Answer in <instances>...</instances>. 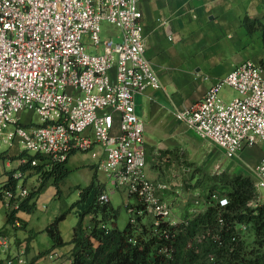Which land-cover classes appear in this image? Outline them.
<instances>
[{"label":"built area","instance_id":"2783aa9c","mask_svg":"<svg viewBox=\"0 0 264 264\" xmlns=\"http://www.w3.org/2000/svg\"><path fill=\"white\" fill-rule=\"evenodd\" d=\"M139 3L0 0V146L18 143L26 154L22 163L30 156L39 157L33 165L41 160L62 162L73 152L101 146L106 159L98 169L107 173L114 189L132 198L130 220L135 223L139 218L150 226L163 245L160 254L171 257L172 249L166 246L175 238L171 227L182 225L185 231L210 206L224 208L229 199L214 190L203 201L196 200L189 216L181 218L161 196L163 186L146 174L145 123L136 112L135 95L162 85L146 57ZM224 87L236 93L231 100L222 95ZM22 113H31L37 120L32 118L26 125ZM176 117L230 159L264 143V65L237 66L200 101L176 112ZM6 159L0 157V196L13 199L17 207L30 190L7 189ZM255 179L253 207L264 204L259 193L264 188V156ZM100 201L110 202V193L103 192ZM217 218L223 225L220 209ZM248 229L247 224L237 225V237L243 239ZM202 242L203 236L197 234L190 243ZM11 247V237L0 232V256ZM195 252L201 253L199 248ZM208 259L214 262L215 254ZM14 262L27 264L23 253L8 258V264Z\"/></svg>","mask_w":264,"mask_h":264},{"label":"crops","instance_id":"0c3cea01","mask_svg":"<svg viewBox=\"0 0 264 264\" xmlns=\"http://www.w3.org/2000/svg\"><path fill=\"white\" fill-rule=\"evenodd\" d=\"M139 6L145 25L146 57L162 85L161 89L148 88L135 95L136 112L145 123L146 174L163 186L160 194L165 201L176 203L181 180L176 167L185 162L186 156L207 159L215 168L223 170L234 164L226 166L219 158L224 153L178 120L176 112L200 101L237 66L245 62L261 64L264 60L262 32H248L244 19L246 16L262 19L264 0H140ZM221 93L226 100L236 94L228 87ZM25 114L20 117L27 125L34 117L28 113L29 118L24 120ZM255 147L241 152L239 165L250 170L246 174L254 179L255 169L264 156V151ZM6 151L5 180L22 163V148L18 143ZM105 159L106 153L99 145L72 153L67 161L70 174L60 190L54 179L42 186L39 175L27 172L20 178L17 190L42 187L35 210L18 213L23 227L19 221L8 224L9 199L0 196V231L12 239L11 251L0 256V264H8L9 257L22 253L27 264H72V241L79 217L71 207L80 198L78 187L92 182L105 185L111 205L118 207L120 213L124 207L130 221L128 204L133 202L132 198L123 190L114 189L107 173L98 169ZM259 193L264 197V188ZM62 214L66 216L60 221L59 230L65 245L44 254L53 246L45 229ZM84 225L92 226L91 216L85 218Z\"/></svg>","mask_w":264,"mask_h":264},{"label":"trees","instance_id":"16d2710c","mask_svg":"<svg viewBox=\"0 0 264 264\" xmlns=\"http://www.w3.org/2000/svg\"><path fill=\"white\" fill-rule=\"evenodd\" d=\"M244 25L250 33L261 31L264 45V17L252 19L246 16ZM261 64L264 65V60ZM6 155L7 151L0 153V157ZM25 155L22 153L21 159ZM38 158L30 156L17 169L9 172V191L16 192L20 178L27 172L39 175L42 186L49 179H54L55 186L60 190L70 174L68 158L62 162L41 160L38 165H33L32 161ZM18 173L19 176L16 175ZM209 182L215 183L212 191L218 190L228 197L229 204L224 208L210 206L205 214L190 221L184 228L185 231L181 230L182 225L171 227L175 238L166 245L172 249L171 257L160 254L162 243L157 242L152 235V228L144 225L141 219L137 218L135 223L130 220L123 229L117 226L119 209L114 208L110 202L100 201L105 185L92 182L89 186L78 187L80 198L71 207L79 217L72 241V264H264V204L259 203L256 207L250 204L257 196L254 179L242 174L222 173L210 177ZM42 186L30 191L17 207L14 206L13 199L9 201L8 224L15 225L19 221L24 226L18 213L35 210L36 197ZM219 209L222 212L223 225L217 218ZM65 216L66 214L60 215L45 229L53 241V246L44 254L65 245L59 230V223ZM87 216L92 217L90 227L84 225ZM240 224H247L254 231L256 246L250 250L245 240L237 237L236 226ZM197 234L203 236V242L190 243ZM215 235H219L220 239ZM197 248L200 249V254L195 252ZM210 254H215L214 262H209Z\"/></svg>","mask_w":264,"mask_h":264},{"label":"rangeland","instance_id":"374dc122","mask_svg":"<svg viewBox=\"0 0 264 264\" xmlns=\"http://www.w3.org/2000/svg\"><path fill=\"white\" fill-rule=\"evenodd\" d=\"M103 36H105L104 32H103ZM28 118H29V114L26 113L23 116V119L27 120ZM34 120H37V118L34 117ZM255 146H256L255 148L258 151H264V143L259 142ZM7 149H8L7 146L1 145L0 153L5 152ZM240 154L238 155L237 158L235 159L233 158L234 160L227 158L225 156L219 155V158H221V161L224 162L226 166L234 163L233 166L227 170H223V168H220V169L215 168L213 162L207 161V159H203V158L200 159L198 156L197 157L186 156L185 162L180 163V165L176 167V170L178 171L180 175L178 177H181L180 178L181 180H180V185L178 187L180 191L177 196V198L179 199L175 200L177 201L176 203H174L173 201L169 204V206L173 208L175 212L174 214L180 216L181 218H184V217L187 218L190 214L189 209L193 208L194 202L196 200L203 201L205 198L209 197V195L212 193V190H211L212 187L215 186V183L209 182L210 177H213L215 175H220L224 173L225 171L231 175L242 174V175L247 176L246 173L248 172L250 173V170H247L246 168L244 169L239 168ZM9 160H12V158L11 159L9 158ZM254 181L256 180L254 179ZM120 210H121V213L119 215V220L117 221V226L120 229L121 228L123 229L129 222V216H128L127 210L124 207H122ZM145 221L147 223L150 221V219H146ZM243 237L248 247V250L256 246L254 244L256 237L251 227L244 233Z\"/></svg>","mask_w":264,"mask_h":264}]
</instances>
